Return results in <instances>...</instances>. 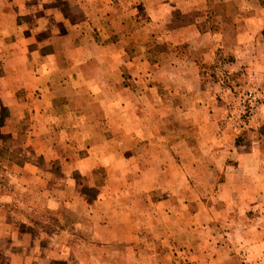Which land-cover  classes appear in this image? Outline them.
Segmentation results:
<instances>
[{
  "label": "crops",
  "instance_id": "1",
  "mask_svg": "<svg viewBox=\"0 0 264 264\" xmlns=\"http://www.w3.org/2000/svg\"><path fill=\"white\" fill-rule=\"evenodd\" d=\"M217 62L255 71L245 127ZM0 68V129L28 117L31 155L0 264H264V0H0Z\"/></svg>",
  "mask_w": 264,
  "mask_h": 264
},
{
  "label": "rangeland",
  "instance_id": "2",
  "mask_svg": "<svg viewBox=\"0 0 264 264\" xmlns=\"http://www.w3.org/2000/svg\"><path fill=\"white\" fill-rule=\"evenodd\" d=\"M160 47L162 52H156L154 56L158 59H160L161 56V60L165 61L169 58V55H171L172 49H170L167 44H162ZM222 60H227V58H222ZM200 70L205 81H212L219 86V90L217 92L219 93V98L217 99L222 104L223 108H225L226 112L233 111L236 108L237 90L245 91L246 89L257 88L255 82H252L254 80L252 77L255 74V71L250 69L248 66H228V68H225L223 64H218L217 62V65H201ZM7 116L8 112L0 109V127L3 125ZM28 121V117L25 116L21 122L17 138L11 137V135L15 134L14 127L11 132L6 133L0 129V146L5 145L7 150L3 153V155H0V199H3L2 195L13 192L15 185L17 186L19 184L16 176L19 167L22 165L24 160L23 156L26 157V155H28V148L23 146V144L27 141L29 131ZM29 156L31 155H28L27 157L29 158ZM30 209L31 208H26L25 205L20 202H13V206L10 205V209H7V213L9 215L11 214L21 217H25L27 215L28 219L34 221L40 230L49 231L52 229L53 225H50L49 222L52 218L51 214L43 212L39 209Z\"/></svg>",
  "mask_w": 264,
  "mask_h": 264
},
{
  "label": "built area",
  "instance_id": "3",
  "mask_svg": "<svg viewBox=\"0 0 264 264\" xmlns=\"http://www.w3.org/2000/svg\"><path fill=\"white\" fill-rule=\"evenodd\" d=\"M237 105L233 111L226 112L237 128L245 127L256 113L263 96L259 88L236 91Z\"/></svg>",
  "mask_w": 264,
  "mask_h": 264
},
{
  "label": "trees",
  "instance_id": "4",
  "mask_svg": "<svg viewBox=\"0 0 264 264\" xmlns=\"http://www.w3.org/2000/svg\"><path fill=\"white\" fill-rule=\"evenodd\" d=\"M6 151L7 150H6L5 145L4 146H0V155H3V153L6 152ZM61 213H63V215L65 214L64 212H61Z\"/></svg>",
  "mask_w": 264,
  "mask_h": 264
}]
</instances>
